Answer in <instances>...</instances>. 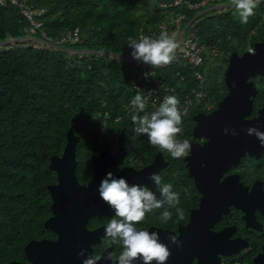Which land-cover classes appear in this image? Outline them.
Instances as JSON below:
<instances>
[{
	"label": "trees",
	"instance_id": "16d2710c",
	"mask_svg": "<svg viewBox=\"0 0 264 264\" xmlns=\"http://www.w3.org/2000/svg\"><path fill=\"white\" fill-rule=\"evenodd\" d=\"M170 1L142 5V0H31L48 9L44 32L49 37L60 39L66 31L80 29L79 41L60 49L26 40L28 23L20 12L0 7V264L21 259L25 245L38 236V226L50 215L48 186L57 178L49 165L53 156L63 153L70 129L81 139L77 151L90 152L92 135L123 130L136 134L131 116L155 112L149 106L144 112L132 110L137 94L128 42L129 37L139 41L141 34L186 11L160 7ZM254 11L243 24L234 6L215 9L196 19L193 27L225 65L232 53L242 54L264 37V0ZM187 14L188 21L197 16ZM37 36L41 38V32ZM207 62L205 54L204 65L197 68L205 76L206 97L182 118L189 132L192 116L214 110L227 94L225 72L212 67L206 74ZM194 71L175 59L159 69L158 76L184 98L198 88Z\"/></svg>",
	"mask_w": 264,
	"mask_h": 264
},
{
	"label": "flooded vegetation",
	"instance_id": "af4514ba",
	"mask_svg": "<svg viewBox=\"0 0 264 264\" xmlns=\"http://www.w3.org/2000/svg\"><path fill=\"white\" fill-rule=\"evenodd\" d=\"M263 38L239 55L249 49L254 51L255 44L262 42ZM228 65L229 62L225 64L226 71ZM248 82L255 88V95L251 97L252 111L246 120L264 131V75L250 77ZM212 111L200 113L210 114ZM197 114L192 116V121ZM195 126L193 121L189 132L183 125L184 133L177 137L192 143V154L180 159H174L167 151L151 145L144 134H126L123 130L120 134L92 135L90 152L77 151L81 142L78 136L76 176L80 185L91 186L90 217L81 224L78 214L59 215L62 223L57 225L56 232L46 226V222L54 217L50 196V215L38 226V236L27 242L21 259L9 263L32 264L31 258L36 255L29 256L26 252L28 244L58 242L61 236L63 246V236L67 235V246L72 248L65 253L60 251V264H83V259L91 254L100 257L98 264H112L105 257L111 253L118 258L123 247L119 243H110L106 237V225L114 218L115 212L101 199L100 182L112 172L114 177L126 178L130 185H147L156 192L158 199H163L154 182L148 179L155 172L160 174L163 183H171L173 191L179 193L178 207L183 208L185 219L178 221L175 208H169L165 203L162 208L146 214V219L136 227L159 233L160 241L172 252L166 264H264V147L253 135L243 142L229 143L227 153L221 151L216 160H209L205 154H199L209 138L193 135ZM55 175L56 182L49 186L58 184ZM165 209L173 214L167 223L159 219ZM170 234L179 236L182 248L171 243ZM81 250H86L85 257L78 255ZM134 264H143V261Z\"/></svg>",
	"mask_w": 264,
	"mask_h": 264
},
{
	"label": "clouds",
	"instance_id": "9594fccd",
	"mask_svg": "<svg viewBox=\"0 0 264 264\" xmlns=\"http://www.w3.org/2000/svg\"><path fill=\"white\" fill-rule=\"evenodd\" d=\"M258 0H232V5L239 14L240 22L247 24L249 17L255 15ZM128 46L132 49V57L152 68L167 66L176 59V49L178 44L168 32L160 33L158 39L143 36L137 41L129 37ZM250 54L255 55L252 49ZM150 76V73H145ZM179 100L175 96H166L158 111L150 115L133 114L132 122L136 125L137 134L147 135L151 145L159 147L162 151H167L172 158L180 159L189 157L192 154V143L189 140L178 139V134L182 131V112L179 108ZM146 101L141 94L135 95L131 100L133 112H144ZM187 109L183 110V114ZM248 135H255L261 147H264V131L258 127L245 129ZM225 134L238 135L235 129L225 128ZM148 179L154 182L156 191L163 199H158L156 192L147 185L129 184L126 178L114 177L109 172L99 185L101 199L115 212L106 225V237L109 242L122 245L123 250L118 258L109 253L105 259L112 261V264H134L135 261H143V264H166L172 255L169 247L160 241L158 232H149L136 227L146 219V214L152 213L155 209H160L166 203L169 208H175L177 220L185 219L184 210L180 205L179 193L173 191L171 183H163L160 174L151 173ZM172 212L165 209L160 214V221L167 223L172 220ZM168 239L179 248L183 247V242L177 235H169ZM78 255L85 257L86 250H81ZM100 257L88 255L83 259V264H98Z\"/></svg>",
	"mask_w": 264,
	"mask_h": 264
},
{
	"label": "water",
	"instance_id": "95a60500",
	"mask_svg": "<svg viewBox=\"0 0 264 264\" xmlns=\"http://www.w3.org/2000/svg\"><path fill=\"white\" fill-rule=\"evenodd\" d=\"M254 52L255 55L249 52L243 55L236 52L231 54L224 78L228 94L210 114L199 113L193 117L196 124L193 135L209 138L206 146L199 152L205 154L209 160H216L221 151L227 153L229 150L226 148L229 143L243 142L253 136L245 131L249 127H254L253 122L246 120L252 111L251 97L255 95V88L248 80L258 74L264 75V38L262 42L255 44ZM261 118L262 115L255 122L257 123ZM225 128L235 129L238 135L225 134ZM66 137L67 144L62 156H53L49 165L50 170L57 174L58 184L48 188L53 200L54 217L46 222V226L56 232H58L57 225L62 223L59 215L78 214L81 217L78 222L81 221V224H85L91 215L88 211L91 207V186L80 185L76 176V150L80 139L72 129L67 132ZM68 238L67 235L63 236L65 243L63 246L60 243L61 236L58 242L41 241L28 244L26 252L29 256L36 255L31 258L32 264H60L62 261L60 251L65 253L72 248L67 246ZM33 246L35 248L32 250Z\"/></svg>",
	"mask_w": 264,
	"mask_h": 264
},
{
	"label": "built area",
	"instance_id": "2783aa9c",
	"mask_svg": "<svg viewBox=\"0 0 264 264\" xmlns=\"http://www.w3.org/2000/svg\"><path fill=\"white\" fill-rule=\"evenodd\" d=\"M220 1L222 0H200L197 2L190 0H174L160 3V7L164 9L169 10L180 8L186 9V11L181 12L179 17L176 19L161 22L155 31L143 33L140 38L147 36L153 39H158L161 32H168L178 44V48L176 49V59L195 70L194 78L198 83V88L192 89L188 95L184 98H180L177 94H175V89L158 76V70L164 68L165 66L152 68L148 64L133 59L134 65L131 68V71L135 76V80L132 82L133 91L136 94H141L143 96L146 101L145 106H149L153 110L158 111L166 96H175L180 102L179 108L182 112V118H186L195 106L201 104L205 99V76L202 72L198 71L197 68L204 65L207 46L201 43L198 30L193 27L194 21L198 19L199 16H203V13L198 14L194 19L188 21L187 11H203L205 7ZM0 7H13L20 12L28 23V28L26 30L27 36L25 38L26 40L28 39L42 42L54 48L60 49L64 44H74L80 39L79 28L66 31L60 39L49 37L44 32L45 18L48 13V9L46 7L35 6L31 0H0ZM184 23L187 25L184 26ZM40 32L41 38L37 36ZM145 73H150V76H145ZM185 108L187 109V113L183 114V110ZM181 127L182 131L178 134V136L184 133L183 125H181Z\"/></svg>",
	"mask_w": 264,
	"mask_h": 264
},
{
	"label": "rangeland",
	"instance_id": "374dc122",
	"mask_svg": "<svg viewBox=\"0 0 264 264\" xmlns=\"http://www.w3.org/2000/svg\"><path fill=\"white\" fill-rule=\"evenodd\" d=\"M259 1V0H258ZM142 5L143 4H148V5H151L152 3H153V0H142ZM215 4V5H214ZM214 4H212V5H210V6H208V7H205L204 9H203V11H199V12H197V15L198 14H202L203 13V15L204 14H206V13H209V12H211V11H213V10H215V9H223V8H228L227 6L228 5H231L232 3H229V4H227V3H223V1H220V2H218V3H214ZM229 8H231V7H229ZM236 13H238L237 11H236ZM210 14H207V16H209ZM187 24L186 23H184V26H186ZM205 54H206V57H207V59H208V62H207V64H206V66H205V73L207 74V73H209V71H210V68H212V67H221V73H224L225 72V74H226V70H225V65L223 64V63H221L220 62V60H217V59H215L213 56H212V54H211V52L209 51V50H206L205 51ZM225 70V71H224ZM225 74H224V76H223V80H224V77H225ZM222 75V74H221ZM224 91V90H223ZM210 106H212V104H210ZM193 125V124H192Z\"/></svg>",
	"mask_w": 264,
	"mask_h": 264
}]
</instances>
